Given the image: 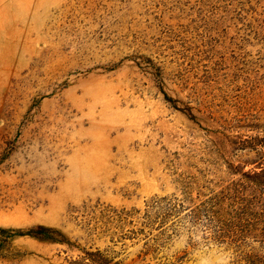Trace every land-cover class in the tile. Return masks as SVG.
<instances>
[{
  "label": "rangeland",
  "instance_id": "374dc122",
  "mask_svg": "<svg viewBox=\"0 0 264 264\" xmlns=\"http://www.w3.org/2000/svg\"><path fill=\"white\" fill-rule=\"evenodd\" d=\"M262 170L264 0H0V264H264Z\"/></svg>",
  "mask_w": 264,
  "mask_h": 264
},
{
  "label": "trees",
  "instance_id": "16d2710c",
  "mask_svg": "<svg viewBox=\"0 0 264 264\" xmlns=\"http://www.w3.org/2000/svg\"><path fill=\"white\" fill-rule=\"evenodd\" d=\"M257 177H260V176H263L264 178V170H262V173H260L259 175H256ZM221 231H224L223 228L221 229L220 228V232ZM93 256V255H92ZM90 262L93 263V264H104V263H100L99 261L95 260V259H90ZM118 264V263H117Z\"/></svg>",
  "mask_w": 264,
  "mask_h": 264
}]
</instances>
